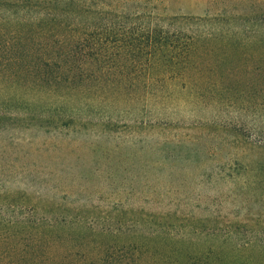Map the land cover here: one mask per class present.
<instances>
[{
  "label": "rangeland",
  "instance_id": "1",
  "mask_svg": "<svg viewBox=\"0 0 264 264\" xmlns=\"http://www.w3.org/2000/svg\"><path fill=\"white\" fill-rule=\"evenodd\" d=\"M241 9L232 4L225 17ZM218 11L208 0H162L158 9L164 15ZM60 38H44L37 48L47 56L52 48L61 58L38 61L49 72L39 83L16 66L0 77V264H51L49 256L55 264H85L89 250L128 241L144 251L140 234L151 237L145 257L155 264H189L188 254L234 249L223 241L251 243L242 258L233 250L224 262L264 264V143L252 136L257 128L264 137V113L244 107L233 122L236 107L225 96L224 106L202 105L199 112L146 102L135 112L88 108L82 96L72 98V70L69 81L57 77L68 63ZM43 81L63 83L50 88ZM254 99L259 105L264 95ZM135 117L152 125L126 127ZM109 118L113 130L96 125ZM39 219L45 223L33 222ZM50 238L53 245L46 244ZM96 256L87 264H118ZM129 256L133 261L138 254Z\"/></svg>",
  "mask_w": 264,
  "mask_h": 264
},
{
  "label": "trees",
  "instance_id": "2",
  "mask_svg": "<svg viewBox=\"0 0 264 264\" xmlns=\"http://www.w3.org/2000/svg\"><path fill=\"white\" fill-rule=\"evenodd\" d=\"M209 2L218 5L221 11L203 16L164 15L158 12L162 0H0V77L11 75L16 66L35 79L32 83H39L49 72L39 67L38 61L45 57L56 64L61 58L52 48L48 56L37 48L43 47L44 38L48 43L61 34L59 41L66 45V53L61 56L68 63L72 59V67L67 63L58 68L57 77L67 76V81L72 77V98L82 96L88 108L135 112L146 102L159 110L175 104L199 112L202 105L218 108L228 103L227 99H233L237 114L233 122L244 107H255L254 111L264 113V100L258 105L254 99L264 95V0ZM232 4L242 9L226 18V9ZM71 44L72 54L67 50ZM20 46L25 51L21 58L17 55ZM49 46L44 45L46 49ZM71 70L72 75L68 76ZM62 83L43 81L50 88ZM120 98H125L128 104L121 105ZM131 122L125 126L134 129L138 122V128L152 125L137 117ZM96 125L113 130V119ZM255 130L253 138L264 143L263 135ZM82 219H76L79 226L84 224ZM28 221L32 223V218L28 217ZM34 221L45 223L41 219ZM197 232L193 229L194 235L203 234ZM105 234L113 235L110 230L100 231V235ZM136 237L143 239L144 251L128 241L121 247L89 250L85 264L96 260L92 258L95 255L104 261L106 255L116 258L118 264H155L146 258L149 240L145 239L151 237L146 234ZM43 238L46 240L47 236ZM53 240L50 238L46 244L53 245ZM229 245L234 249L224 255L217 256L208 248L195 255L188 254L185 260L189 264H228L224 261L233 250L238 260L251 243L248 246L233 241L222 243L226 249ZM259 246L264 251V246L260 243ZM131 252L138 254L133 261ZM116 253L120 255L115 256ZM48 259L55 264L54 256Z\"/></svg>",
  "mask_w": 264,
  "mask_h": 264
}]
</instances>
